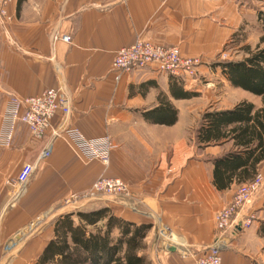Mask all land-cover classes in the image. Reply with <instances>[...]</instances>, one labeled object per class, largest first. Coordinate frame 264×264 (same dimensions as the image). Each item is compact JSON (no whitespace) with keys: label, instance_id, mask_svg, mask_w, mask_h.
Here are the masks:
<instances>
[{"label":"crops","instance_id":"1","mask_svg":"<svg viewBox=\"0 0 264 264\" xmlns=\"http://www.w3.org/2000/svg\"><path fill=\"white\" fill-rule=\"evenodd\" d=\"M7 10L10 19L0 18V135L10 95L38 97L63 85L73 97V110L68 117L55 115L43 140L19 123L11 148L0 146V264H35L55 238L56 217L105 207L123 219L152 224L142 253L152 264H192L209 253L219 236L216 215L240 185H215L214 158L235 148L223 141L198 145L194 112L201 101L218 111L243 101L262 108L242 98L244 90L223 73L233 92L222 93L214 85L221 70L211 71L239 29H248L251 5L242 0H12ZM55 32L70 35L72 42H53ZM261 37L244 45L257 46ZM138 39L201 58L197 80L181 81L156 66L118 79L113 60ZM207 81L212 88L205 89ZM163 108L176 111L174 124H164ZM68 126L90 140L109 137L115 145L110 165L85 159L60 133ZM49 144L52 154L42 158ZM26 162L36 164V171L15 198L19 188L8 181ZM101 177L121 179L136 211L111 204L106 196L63 206L73 194H89ZM256 202L254 197L237 222ZM47 213L52 216L42 224ZM262 221L225 238L223 264H259L249 256L251 241L245 238L250 230L264 238Z\"/></svg>","mask_w":264,"mask_h":264},{"label":"trees","instance_id":"2","mask_svg":"<svg viewBox=\"0 0 264 264\" xmlns=\"http://www.w3.org/2000/svg\"><path fill=\"white\" fill-rule=\"evenodd\" d=\"M258 14L264 28V12ZM260 42L254 51L244 48L246 58L214 66L235 88L264 98V35ZM151 115L148 113V118ZM202 116L196 130L198 145L223 141L231 142L235 148L214 158L217 188L253 181L264 163V107L257 109L243 101L232 109L207 111ZM161 117L166 125L177 121L175 110L167 112L163 108ZM52 224L55 238L35 264H152L142 255L152 224L123 219L108 207L60 215ZM259 230L264 235V221Z\"/></svg>","mask_w":264,"mask_h":264},{"label":"built area","instance_id":"3","mask_svg":"<svg viewBox=\"0 0 264 264\" xmlns=\"http://www.w3.org/2000/svg\"><path fill=\"white\" fill-rule=\"evenodd\" d=\"M11 1L0 0V18L10 19L7 9ZM56 40L71 43L72 37L70 35L61 36L55 32L53 33L52 41L55 42ZM113 61V68L118 79L125 74L139 73L156 66L159 72L171 74L181 81L185 79L196 81L199 76L198 68L202 65L201 58L181 56L178 47H164L151 44L142 39H138L134 44L119 50ZM72 102L71 93L63 85L47 90L46 93L38 97L20 99L15 95H10L3 118L4 124L0 135V146L11 148L14 141V133L19 123L27 125L35 140H43L51 127L52 119L55 115L61 114L62 117L71 115L73 110ZM60 133L71 139L75 149L85 159L90 161L99 160L105 167L110 165V155L115 145L109 137L90 140L77 128L71 126H68ZM52 150V146L49 144L41 157H49L52 154ZM35 171L36 164L26 162L18 174L8 181L9 185L19 188L15 198L23 194ZM262 182L263 175L259 173L253 181L239 186L229 205L216 215L217 231H219L216 243L209 253L195 259L192 264H223L221 253L226 248L224 240L230 235L237 234L238 229L242 230L251 223V217L248 219L244 218L241 222H237V218L239 213L250 204L253 195L258 191ZM90 191L89 194H84L83 196L71 195L64 203V206H70L73 203L91 200L99 196H106L111 199V204L129 206L136 211L134 205L127 203L129 192L121 179L101 177L93 184Z\"/></svg>","mask_w":264,"mask_h":264},{"label":"rangeland","instance_id":"4","mask_svg":"<svg viewBox=\"0 0 264 264\" xmlns=\"http://www.w3.org/2000/svg\"><path fill=\"white\" fill-rule=\"evenodd\" d=\"M245 3H249V5H251V13L247 15L246 18V24L248 26L247 28L243 29H239V32L236 34L235 37H233V43L232 44H228L226 46V48L217 56L218 58L216 59V61L214 63H219V62H224L225 60H230V61H240L244 58L247 57V53L246 50L244 49L245 47H249L251 48L252 51H254V49H256L259 45H255V41L258 40V38H260V36L264 35V28H262L261 24L257 23V16H258V20H259V12L261 10V12H264V0H242ZM251 39V40H250ZM245 40H250V41H254L252 43H254V45L251 46H245ZM213 63V66L211 65V71H213L214 73H217V70H220L219 67H215ZM216 69V70H215ZM200 74V73H199ZM216 87H218L219 89L222 90V93H226V92H233L232 87H230V85H228L229 87H226L224 82H223V77H222V72L220 71L219 76H217L214 80ZM209 81L205 82V89L208 88H212L210 85ZM236 92V91H234ZM241 96L242 98H249L251 100V102H253L254 104H256L257 106H262L264 107V98L263 97H258V96H250L248 93L241 91ZM239 94V95H240ZM213 95V94H212ZM236 96L237 93H236ZM213 107H209V106H205V102L201 101V103L198 104V107H196L195 112H194V120H195V125L199 126V124L202 121L203 118V114L207 111H212ZM263 175V182L262 184L259 186L258 191L253 195L250 204H252L253 198H256V203L259 202V204H253V206L250 208V210L247 212V215L244 218H250L251 223L249 224V226H246V229H251V227L254 225V223H256L259 218H264V166L260 169V172ZM258 173V174H259ZM239 186H237L236 191L238 190ZM248 204L247 207L250 205ZM64 206V205H63ZM228 206V205H227ZM112 207V206H111ZM111 209V208H110ZM113 209V208H112ZM245 209V208H244ZM242 212V211H241ZM52 216V213H47L45 215H43L42 217V221L41 223L44 224L45 221H47L50 217ZM47 219V220H46ZM257 225V224H256ZM45 226V225H44ZM252 230H250L249 232H251ZM246 236L247 238H245V240H249L251 242H249V250H252L249 253V256L252 257L255 262L259 263V264H264V238H258V236L254 233H249ZM151 262V261H150Z\"/></svg>","mask_w":264,"mask_h":264}]
</instances>
